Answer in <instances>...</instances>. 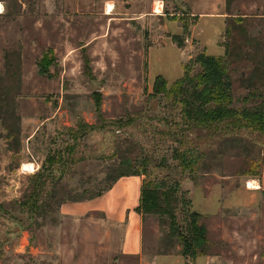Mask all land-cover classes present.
<instances>
[{"label": "rangeland", "instance_id": "obj_1", "mask_svg": "<svg viewBox=\"0 0 264 264\" xmlns=\"http://www.w3.org/2000/svg\"><path fill=\"white\" fill-rule=\"evenodd\" d=\"M0 4V264H264V184H246L264 180V133L186 128L152 90L196 54L227 49L235 105L254 89L264 96V0ZM125 158L147 159L140 181H178V227L187 210L200 214L204 254H181L166 215L124 207L121 184L105 194ZM107 185L102 198L68 201ZM133 217L141 252L127 255Z\"/></svg>", "mask_w": 264, "mask_h": 264}, {"label": "trees", "instance_id": "obj_2", "mask_svg": "<svg viewBox=\"0 0 264 264\" xmlns=\"http://www.w3.org/2000/svg\"><path fill=\"white\" fill-rule=\"evenodd\" d=\"M228 56L227 49L220 56L204 52L196 54L184 64L183 75L170 84L162 76H156L152 86L153 94L162 96L178 107L181 121L186 128L247 129L251 132L264 133V96L254 89L239 100L241 105H235L237 99L233 95L231 62ZM254 97L259 99L253 101ZM133 161L128 158L120 160L113 171L107 174L110 176L107 179L109 184L112 185L123 176H141L146 172L147 159H140L137 163ZM54 162L56 161L50 164ZM180 164L186 169L193 166V161L183 156ZM110 185L89 194H73L68 201L91 200L100 196ZM178 188V181L165 185L162 181L142 178L135 210L142 215H166L169 219L170 236H175L181 242V254L190 256L204 254L207 231L199 223L200 214L187 210L184 231L178 227L177 217L173 211V201L177 199ZM180 199L188 204L186 199L181 197Z\"/></svg>", "mask_w": 264, "mask_h": 264}, {"label": "crops", "instance_id": "obj_3", "mask_svg": "<svg viewBox=\"0 0 264 264\" xmlns=\"http://www.w3.org/2000/svg\"><path fill=\"white\" fill-rule=\"evenodd\" d=\"M252 180H254V179H252ZM256 181H257V183L261 182L262 184H264L263 179L262 180L256 179ZM140 182H141L140 181V175L123 176V177L119 178L116 182H114V184L106 191L105 194L111 192L112 190H114L115 187H117L121 184L120 187L125 188V190L128 191V199L125 202L126 204L124 207H128V208L136 207L138 204V197H137V199H133L132 196H133V192H135L136 189L138 190ZM105 194H104V196H105ZM98 198H102V196L100 195V196H98ZM80 202H82V201H80ZM101 204L106 205L102 201H101ZM106 206L110 207L108 205H106ZM133 218H134L133 226H132L131 231H129V237L127 238V232H126L125 236L123 238L122 244H121L122 252L124 254H127V255H138L141 252V236H142L141 235L142 234L141 226L137 224V222L135 221V217H133ZM211 260H212V262H211ZM198 262L205 263V264H215L213 262V258L211 256H206V257L203 256L202 258L198 257L196 259V263H198Z\"/></svg>", "mask_w": 264, "mask_h": 264}, {"label": "bare ground", "instance_id": "obj_4", "mask_svg": "<svg viewBox=\"0 0 264 264\" xmlns=\"http://www.w3.org/2000/svg\"><path fill=\"white\" fill-rule=\"evenodd\" d=\"M160 7H161L160 3H155L154 6H153V11L154 12H159L160 11ZM111 8H112V6L110 4H107L106 8H105L106 13H109L111 11ZM1 9H2V7H1V4H0V10ZM30 167H31V164H23V168L24 169H30ZM246 184H247L248 188L250 187V188L254 189V188L258 187V183H257L256 180L249 179V180H247Z\"/></svg>", "mask_w": 264, "mask_h": 264}]
</instances>
